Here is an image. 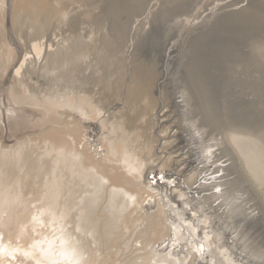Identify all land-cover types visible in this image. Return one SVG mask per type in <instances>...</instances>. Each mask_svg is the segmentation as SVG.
I'll return each mask as SVG.
<instances>
[{"label": "bare ground", "instance_id": "1", "mask_svg": "<svg viewBox=\"0 0 264 264\" xmlns=\"http://www.w3.org/2000/svg\"><path fill=\"white\" fill-rule=\"evenodd\" d=\"M89 1L0 0V264H154V261L159 263L163 260H165L164 263L159 264H169L166 251L154 249V246H160L170 239L180 241V243L186 240H189V243H194V240L197 243L202 241L200 244L203 246V242H206L204 238H210L207 234L208 231L205 230L206 218H203V222H201V232L197 233L198 222H195L196 219H194L196 213L192 212L191 217L184 216L183 209H178L179 207L177 208L175 204V206L170 204V207L167 205L168 203H164L166 200L163 199V191L168 196L176 194V197L183 199L181 203H185L188 201V192L194 186L183 184L184 182L177 184L174 181L175 183H173L169 178L171 175L166 176L167 171L163 173L162 168L167 165V160L173 159H170L171 153H174L173 157H178L174 166L172 164L174 171L178 167V162L183 160V158H179L180 151H178L183 139L174 127L169 126L171 123L168 126L162 124L166 121L165 117L160 120L163 127L160 132L153 133L151 130L152 126L146 116L148 110L145 108L155 103L152 93L156 92L154 81L158 68L149 62L150 69L153 68V72L150 73L148 62L146 63L143 60L144 57L141 58L134 51L136 46L141 44L143 36L141 37L140 34L138 40L133 42L134 44L129 42L128 47L134 45L128 63L130 72H128L129 66H127L128 69L125 68L124 58L118 56L113 60L118 52L122 55V41L127 34L126 26L119 16L135 10L139 0H127L124 4H122L123 0H107L110 3L107 8L109 9L111 6L115 18V21L112 22L106 13L109 18L106 17L108 19L106 22H112L110 29L113 39L103 37L102 48L106 50V54L98 59L101 61L110 60L109 67L113 65V69L109 68L110 72L108 73H110V77L112 75L115 77H106L105 81L100 79L108 89L110 107H107V110L102 113V105L98 103L101 105L99 107L93 102L94 98H91L95 96L91 93L92 91L90 92L91 96L84 90L86 87L82 88L90 81L91 84L98 81L96 76L101 71L98 73V68L95 69V65H92L94 57L90 59V54L97 48L96 41L99 40L95 36L96 30L90 31L92 36L86 41L82 39L81 32L79 33L76 29L79 22H87L90 19L95 24L99 22L100 25V19L101 24L104 23V12L96 16L93 11L94 4L90 5ZM185 1L180 0L179 7L183 8ZM226 1L229 3L228 5L224 4L227 9L237 5L236 2H245V0ZM253 1L254 3L258 1L257 4L261 7L260 12L256 13L255 11L260 9L253 10L255 4L250 6V3L248 4L251 8L248 7V9L253 10L254 13L247 11V6L245 9L236 8L237 10L233 7L235 10L230 8L224 12L225 16L223 15L224 19L221 18V25L214 30V34H210L213 37L210 40L212 42L210 48L206 49L204 46L206 50L200 49L202 52L197 53L200 56L196 55L197 57L195 56L190 63L189 77L185 78L187 91L181 92L179 97L183 105L178 103L179 99H175L172 101V106L184 109V107L189 108L193 102L202 113V115L198 114L201 119L193 120L197 114H192L190 118L192 120L183 123V120L189 119V116L186 119V113L189 112L191 115V111L185 109V118L182 117V122L179 120L181 129L186 128L185 126L190 123L197 124L196 121L199 120L201 122L198 124L204 128L208 125V128H212V126L215 129L222 128L220 136L216 135L217 133L208 136L213 142H216L211 144H217L219 154L221 153L228 162L229 170L233 174L237 173V177L247 180L255 190V194L264 202V188L260 187L261 183L256 179L254 174L256 169L250 168L249 162L246 160V155L251 150L254 141L251 134L254 132L259 134L263 124L260 125L257 121L259 119L255 120V117L251 120L248 110L244 107L242 110L241 106L237 105L239 102L235 103L228 97L231 82L226 75L220 72L219 68L224 66L227 55L229 56L233 52L229 53L228 48L221 44L220 33L223 25L233 23L236 25L237 34L247 27H250L248 31L253 34L262 28L264 0ZM214 2L216 1L214 0ZM75 3L78 4L74 8L67 9ZM80 7H84V9L80 11ZM211 10L213 9L211 8ZM168 12H171L170 7L161 11V15L168 14ZM90 14L92 17H89ZM51 24H55L54 27L58 28L66 25L73 35L71 38H57V35L54 34V37L51 38L47 36ZM151 24L150 26H152ZM145 31L144 29L142 32ZM199 38L201 39V37ZM10 41H13L12 45L14 44V46ZM203 42L205 41L203 40ZM208 43L210 44L209 41ZM258 43V41H253V44L251 43L253 46H250L264 49V43L262 45ZM244 46L246 47V44ZM262 49H260L261 53L258 59L256 53H253L254 51H251L249 55L250 60L260 63L257 71L263 75L264 65L261 64L263 61L261 58L264 54ZM94 52L96 51L94 50ZM96 57H98V53ZM82 58L86 61L84 67L81 65ZM164 58L162 59L164 63L170 61L169 58ZM96 65L100 64L96 63ZM162 66L167 70V64ZM240 66L244 67V64L242 63ZM235 67L234 69L238 71L239 68ZM86 70L87 74H85ZM71 71L80 72H76L80 74L79 83L78 79L72 81L73 83L77 82L78 86L70 85L72 83L67 85L69 80L62 83L59 81ZM95 71L97 72L96 76ZM127 73L129 74L127 75ZM39 77L43 79L40 81ZM230 78L232 79V77ZM177 81L181 80L177 79ZM174 82L176 81L174 80ZM261 83L254 82L253 88L251 87L252 92L261 93L263 89ZM180 88L175 92H179L184 87ZM96 94L99 97V94ZM123 97H126L129 104L127 109L124 107L126 111L129 110V113H124L125 109L123 111L118 109ZM126 101L123 103L125 106ZM244 104L246 105V103ZM241 105H243L242 102ZM196 107L193 109L196 110ZM255 108L259 114L260 110L258 109L261 108ZM183 109L180 111L183 112ZM195 110L194 113H199ZM262 110L264 111V109ZM131 112L133 114H130ZM183 114L180 115L183 116ZM256 114L254 112L253 115ZM144 124H146L145 128ZM242 124H246V127L242 128ZM173 126L178 128V125ZM248 126L252 130H248ZM138 127L142 129L139 130L143 132V135L137 130ZM167 128H169L168 131ZM209 132L212 133L210 130ZM163 151L169 156L160 155ZM261 160L258 159L257 163ZM180 168L182 169L179 166ZM195 176L196 181L194 182L196 183L205 179V177H199V173ZM188 177L186 176V179ZM237 177H233L231 182H239ZM190 178L192 177L190 176L188 181ZM232 193L230 192L229 195ZM233 196H236L235 193ZM213 198H217V196H213ZM231 198L233 199V197ZM150 199H154V203H148ZM261 200L260 202L263 203ZM164 204L166 205L164 206ZM239 208L235 210H239ZM242 209L244 208L242 207ZM242 209L240 208V210ZM166 210L169 213H176L179 220L169 218L170 214ZM232 213L234 212L232 211ZM234 217L238 218L239 216ZM193 232L196 233V238H194ZM236 232L234 233L236 234ZM180 246L184 245L180 244ZM248 246L251 248V245ZM195 254H199V252L194 251L193 257L196 256ZM252 254L251 256H253ZM228 259L230 258L221 259L218 264H237L234 261L230 263L227 261ZM191 260L193 261V259Z\"/></svg>", "mask_w": 264, "mask_h": 264}, {"label": "rangeland", "instance_id": "2", "mask_svg": "<svg viewBox=\"0 0 264 264\" xmlns=\"http://www.w3.org/2000/svg\"><path fill=\"white\" fill-rule=\"evenodd\" d=\"M215 1L216 2H214V0H186L184 3V7L181 8V7H179L181 5V3H178V2H180V0H139L138 7L135 10H133L132 12H130L128 14H121L119 16V19H121V21L126 26L127 34L125 36V39L122 41L123 42L122 47H121L122 55H120V53L118 52L117 56L113 57V60H115L118 56L124 58L125 68L127 66H129V69H128V67H127V69H128V72H130V64H128V63L130 61V54L132 53L134 45L133 46L130 45L128 47L129 42L133 43L136 40H138L140 34H141V37L143 36L144 39L140 41L141 44L136 46V49L134 51H136V53H138L141 56V58L144 57L143 60L146 63L148 62V65L151 63L156 68H158L157 69L158 73L156 74L155 81H154V84H155L154 87L156 88V92L152 93V96L155 98V103H153V104H151L145 108L148 110L146 116H147V119L152 126L151 130L153 131V133L160 132V130L163 129L162 124H164V126H168L171 123L169 126L174 127V129L181 135V138L183 139L182 143L180 144V149L178 150V151H180L179 158H183V160L181 159V162L180 161L178 162V167H177L178 171L176 172L177 168L175 171L173 170V166L175 164L174 162L178 157L177 158L173 157L174 153H171L172 157L170 159H172V158L173 159L170 161L167 160V163H166L167 165L164 168H162L163 173L167 171L169 173V175L167 172L165 173V175L166 176L171 175L169 178H170V180H172L173 183L176 182L177 184H179V183L182 184L184 182L183 184H188L190 186L191 185L194 186L193 188H191L190 192H188V196H187L188 201L185 202L186 204L181 203V202H183V199H181L180 197H176L177 196L176 194L169 195L171 197L170 198L168 196V194L162 190L163 192L162 191L161 192L163 194V199L166 200L164 203H166V204L168 203L167 205H169L170 207H171L170 204H172V206L176 205L177 208L179 207L178 209H183L184 213H185L184 216H190L191 217L192 212L196 213L197 215L195 214L196 216L194 219H196L195 222H198V224L196 223L197 224L196 225L197 226L196 227L197 233L201 232V224H202L201 222H203L202 221L203 218H206L205 230L208 231L207 234L209 235L210 238H204L206 240V242H203V246L200 244V243H202V241L197 243L194 240V243H189V240H186V241H183L180 243V241L177 242L174 239H170V240H166V243H163L160 246H154V249H157V250L160 249V250L166 251L165 254L169 257V258H167L169 264H218L219 260H221V259L225 260L226 258L231 259V260L230 259L227 260V261H230V263L232 261H234L237 264H264V202L261 199H259L257 194H255V190L253 189V187L251 186V184L247 180H245V179L243 180L240 177H237L238 176L237 173L233 174V172L231 170H229V168L227 166L228 162H227L225 157H222L223 155L221 153L219 154L217 144H214V145L211 144V143H216V142H213V140L210 139L211 137H208V136H210V134H211V136H213L212 135L213 133H215V134L217 133L216 135L220 136L222 133V130H221L222 128L217 127V129H215L213 126H212V128H208L209 125L207 127L205 126V128H204L200 124H198V122L199 123L201 122V120H199L198 122L196 121L197 124L190 123L187 126H185L186 128L181 129L179 126V120L181 121L182 117L183 118L186 117V119H188L187 117L189 116V119L187 121L183 120V123L184 122L188 123L192 120V119H190L192 114L193 115L197 114L196 115L197 117L195 116L194 118L193 117L192 118H193V120H198V119H201V116H199L200 117L199 118L198 114L202 115V113H201L199 108L197 109L198 106L196 104H194L192 101H191L192 107L189 106V108L182 106V107H184V109H183V108H180L179 106H172L173 105L172 101L175 99L176 100L179 99L178 101H180V102H178V103H180V105H183L181 103V98H179V97L181 95L180 94L181 92L187 91L185 78L187 79L189 77V75H188L189 71L188 70H190L189 69L190 63H191L192 59L194 60V57L197 55L198 52H202L201 50H206V49L210 48V46L212 44V42L210 40L213 39L212 35H210V34H214V32H215L214 30H216V28L219 25H221L222 19H224V16H225L224 12H227L228 10H230V8L233 9V7L235 9L236 8L237 9H239V8L245 9V7L247 6L246 8L248 9V7L253 6L254 4H255V6L252 8L253 10H256L257 8L258 9L261 8L257 4L258 1L257 2L255 1L256 3H254L253 0H248V1L245 0V2L244 1L236 2L235 4H237V5H234L232 7L229 6L230 7L229 9H227L224 6V4L225 5L229 4L228 1H226V0H223V1L222 0H215ZM220 1H222V2H220ZM126 2H127V0H123L122 4H124ZM217 2L219 3V5ZM89 3H90V5L94 4L95 9H93V11H94L96 16H99L104 12L103 13L104 14V16H103L104 17V19H103L104 23L101 24L102 21L100 19L99 20L100 25H99V22L95 24V22L92 19H90L87 22H83V23L79 22L78 27L76 29L79 33L81 32L80 34L82 35V39L86 40V41H88L89 38L92 36L90 31L96 30L95 36L97 38H99V40L96 41L97 48L94 49L96 52H94V50H93V53L90 54V59L92 57H94L93 61H92L93 62L92 65H95L94 66L95 69H96V67L98 68L97 72L100 70L101 71H100V73L98 72L99 75H97V72L95 71L96 72L95 76L97 75L96 77L99 79L98 81H96L99 83V84L97 83L98 85L96 84V82H93V84H91V81H90L89 83L84 84L82 88L86 87V88H84V90H86V93H90L92 91L91 93H93V96L95 95L96 97L95 96L91 97L92 96L91 93L88 95H91L90 97L94 98L93 102L95 104L99 103L102 105L101 106L98 104L99 107L100 106L103 107V110L100 108L102 110V113H103L107 110L106 109L107 107H110V105H109V99H108V97H109L108 96V89L105 88L106 84L102 83L101 80L105 81L106 77L107 78L110 77V73H108V72H110L109 68H111V70L113 69V65L111 67H109V61L110 60L109 61L108 60L101 61L98 58L103 56L104 54H106V50H103V48H102L103 37H106V38H112L113 37V33H112L110 28H112L111 23L113 21H115V18L113 16L112 11H111V6H109V9L107 8V5L110 4V3H108L107 0H90ZM248 3H250L251 5L249 6ZM77 4L78 3L70 5L67 9L71 10ZM166 5H169L168 7H170L171 12H168V14H165L162 16L161 11L165 10V8L166 9L168 8V7H166ZM221 5H223V6H221ZM240 5H241V7H239ZM214 6H216V7H214ZM80 8H81V9H79L80 11L84 9V7L83 8L80 7ZM211 8L213 10H211ZM263 8H264V6H263ZM235 9H233V10H235ZM253 10L251 11V9H248L247 11H251L254 13ZM260 11H261V9L259 11L258 10L255 11V12L257 13ZM22 13H24V12L22 11ZM106 13L109 15L108 17L110 19L106 16L107 15ZM78 14H77V16H78ZM91 15L92 14H90L89 17ZM111 15H112V17H110ZM158 16H159V19H158ZM160 16L163 18V20ZM106 17L109 20H112V22L110 23L108 21V23H107L106 21L108 19ZM156 18H157V20H156ZM150 23H152L151 24L152 26H150ZM55 24L54 25L51 24L50 28L47 31V36H50L51 38H53L54 34H56L57 38H62V37L71 38L73 33H71V31L67 29L66 25H62L60 28H58V27H54ZM80 26H82V27H80ZM193 26H195V27H193ZM95 28H97V29H95ZM144 29L146 31L143 33L142 31ZM249 29H250V27H247L245 30L240 31L237 34L236 25H234L233 23L232 24L230 23V25H227V24L223 25V29L221 30V33H220V36L222 37L221 44L228 48L229 53L232 51L233 52L230 54L228 53L229 56L227 55L226 62L224 64V66L226 65L225 68H224V66H222V68L221 67H219V68H220V72L222 74L226 75L228 77V79H230V82H231L230 83L231 87L228 89V95H229L228 97L230 99L234 100L235 103L239 102V104L237 103V105L241 106L240 108L242 110H244V109L248 110V115H249L251 120L255 117V120L259 119L257 121H259L258 123H260V125L263 124L261 129L259 130V134H257V132L255 134L254 131H253L254 135L251 134V137H253L254 141L252 143L253 145H252L251 150L246 155V160L249 162L250 168L256 169V173H254L256 175V179H257V181L259 180V182L261 183L260 187L264 188V168H263V164H264V123H263L264 122V120H263L264 119V111L262 110V109H264V98H263L264 97V83H263L264 82V77H263L264 74L262 75L261 73H259L257 71L258 67L260 66L259 65L260 63L254 62V60L252 61V59L250 60L251 57L249 55V54H251L250 53L251 51L252 52L254 51L253 53L254 54L256 53V58L258 59L260 57V53H261L260 49H262V48L258 49L257 47L254 48L251 46H253L252 45L253 41H258L259 45L260 44L262 45L264 43V37H263L264 22L262 24V28L255 31L257 33L253 34V32L248 31ZM202 30H204V31H202ZM205 30H207V31L211 30V31H208V32L206 31V34H205ZM198 31H199V33H198ZM201 32H203V33H201ZM58 35H60V36L58 37ZM198 37H201V39L199 38L200 39L199 40ZM130 39H131V41H130ZM203 40L205 42H203ZM262 40H263V42H262ZM198 41H199L200 45L198 44ZM208 41L210 42V44L208 43ZM10 42L12 45L13 41H10ZM248 42H250V43H248ZM206 43L209 44V47H207L208 45ZM244 43L246 44V47L244 46L245 45ZM201 44H202V48H201ZM228 44H229V46H228ZM241 45H242V47H241ZM12 46H14V44ZM204 46H206L205 47L206 49L204 48ZM263 46H264V44H263ZM248 47L250 49L251 48H253V49L250 50ZM196 48H198L199 50ZM243 49H245V50H243ZM238 50H239V52H237ZM262 50H263L262 52L264 54V49H262ZM123 52L125 53V55ZM171 52H172V54H171ZM97 53H98V57H96ZM127 55H129V56L127 57ZM164 55L170 59V61L168 63H164V60H162L165 57ZM197 56L199 57L200 54H198ZM166 57L164 59H166ZM263 57L261 58V59H263V61L261 60L262 61L261 64L264 65V58ZM95 61L97 64H100V65H96ZM85 63H86V61H84V58H82L81 59V65L83 67H84ZM242 63L244 64V67L240 66V64H242ZM163 64L164 65L167 64V70L163 69L164 68V66H162ZM187 64H189V65H187ZM235 65H236V67H235ZM161 67H162V69H161ZM234 67L235 68L238 67L239 68V69L237 68L238 71L236 69H234ZM150 68H151V66L149 65V67H148L149 72L152 73L153 68H152V70ZM108 69H109V71H108ZM225 69H227L228 71ZM235 70H236V72L234 75ZM76 72L80 73L79 71H75V73H74V71H71L70 72L71 75L70 74L64 75V77L62 79H59L60 83L66 82L69 80L67 85H69V83H72L70 85L75 84V86H78L79 85L78 83L80 81L79 80L80 74H78ZM237 72H238V74H236ZM87 73H88V71L85 74H87ZM128 74L129 73H127V75ZM179 74H180V76H179ZM102 75H105V76H102ZM98 76H100V77H98ZM112 77H113V75L110 78H112ZM230 77H232V79L233 78L234 79L232 80ZM238 77H239V79H238ZM42 79H43L42 77L41 78L39 77L40 81ZM77 79H78V81H77ZM173 79L176 82H174ZM177 79L181 80L180 82L182 84L179 81H177ZM246 79L250 80V81H247ZM258 79H259V81H257ZM236 80H239V81H236ZM254 80H256V81H254ZM72 81L73 82L77 81L78 83L77 82L73 83ZM244 81H246L245 84H244ZM100 82H101V84H100ZM232 82H234L235 84ZM254 82L255 83L257 82V84H259V83L262 84L263 89H262L261 93L258 94V93L252 92L251 87L253 88L252 84H254ZM176 83H177V86H175ZM247 83H249V84L247 85ZM88 85H91L95 89L93 90V88L91 86L87 87ZM94 85H95V87H94ZM172 85H173V87H172ZM182 85H184L183 86L184 88L182 87ZM97 86H98V88H96ZM174 86L176 87V89H174L175 88ZM180 87H182L183 89ZM172 88H173V90H172ZM179 88L182 90H180L179 92H175V91H178ZM234 88H235V91H234ZM103 89H104V91H103ZM105 90H106V92H105ZM236 91H237V93H235ZM94 92H95V94H94ZM100 92L102 94L104 93V95L102 96V94ZM96 93H98V94L100 93L99 97ZM177 93H179V94H177ZM176 94L178 96L177 98H176ZM101 96L103 97V99ZM248 97H249V99H248ZM95 99H96V102H95ZM98 100H99V102H98ZM102 100L104 102H105V100H107V102L101 103V102H103ZM253 100H254V102H253ZM125 101H126V97H123L122 100L120 101L122 103L120 104L121 106L119 105L118 109H120L121 111H123L125 109L124 107H126V109H127V106L129 105L126 101V106H125V104H123V103H125ZM257 101H259L258 104H256ZM241 102L243 103V105H241ZM244 103H246L247 106ZM249 103H251V104H249ZM193 105H195V107L197 106L196 110L193 109V108H195V107H193ZM248 105H249V107H248ZM122 106H123V108H122ZM243 107H244V109H243ZM246 107H248L249 109ZM255 107L261 108V109H258V110H260L259 114L256 111ZM136 108H138V107L136 106ZM179 108L183 109V112H181L182 110L180 111ZM126 109L123 112L129 113V110L126 111ZM185 109H187L186 111H191V115L188 112L189 115H188V113H186L187 116H185ZM188 109H190V110H188ZM194 110L196 112L199 111V113H194ZM123 112H121V113L124 114ZM133 112H131L130 114H133ZM254 112H256L257 114L253 115ZM181 113L182 114L184 113L183 116L180 115ZM163 117H165L166 121H164L161 124L160 120ZM257 117H259V118H257ZM167 120H171V121H167ZM172 124L178 125V128L176 129V126H173ZM145 125L146 124L143 125L144 128H145ZM245 125L246 124H242V128H245L246 127ZM139 129H140V127L137 128V130H139ZM140 130H142V129H140ZM140 130H139V132L141 133V135H143V132H141ZM168 130H169V128H167V131ZM209 130L212 131V133L209 132ZM215 130H216V132H215ZM248 130H252V128L250 129V127L248 126ZM182 132H183V135H182ZM250 133H252V131H250ZM219 136H216V137L218 138ZM205 137H206V140H205ZM141 140H142V138H141ZM207 140H209V141H207ZM210 144H211V146H210ZM201 145H203V146H201ZM177 153H179V152H177ZM183 153H184L185 158L183 157ZM164 154H166L164 151L162 153H160V155H164ZM187 154H188V157H187ZM181 155H182V157H181ZM166 156H169V155L166 154ZM189 157H191V158L189 159ZM258 159H262V160L257 163ZM220 160H221V162H220ZM170 162H171V164H170ZM172 164H173V166H172ZM220 164H224V165L219 166ZM179 166L182 167V169L181 168L179 169ZM168 168H169V170H168ZM220 168H222V169H220ZM187 171H188V173H187ZM178 172H180V173H178ZM177 173H178V175H177ZM186 173H187V175H186ZM198 173L200 175L199 177H205V179H201L200 182L196 183V182H194V181H196L195 175H197ZM182 174H183V177H181ZM176 175L178 176V178ZM186 176L192 177V178H190L191 181L189 180L190 182L188 181L189 177L186 179ZM233 177L234 178L237 177L236 179H238L239 182H235L236 184L234 182H231L233 180ZM239 179L242 180L243 182L240 181ZM186 181H188V182H186ZM191 183H193V184H191ZM155 185H156V183H155ZM227 191H228V193H227ZM230 192L231 193L234 192L237 197L233 196L234 193L229 195ZM212 193H213V196L214 197L217 196V198H213V196L211 197ZM168 197H169V199H168ZM231 197H233V199ZM170 199H171V202H170ZM260 200L263 203H261ZM174 201H176V202L174 203ZM235 201H236V203H235ZM237 202H239V203H237ZM148 203H154V199H150V201H148ZM166 204H164V206ZM233 204L235 205V207L237 209L239 208V206L241 209L243 207L244 208V209H242L243 211L240 210V208H239V210H235L236 208L234 207ZM231 207H233V208H231ZM197 208H198V210H197ZM190 209L191 210L193 209V210L191 211ZM166 211L168 214H170L169 218L174 219L176 221L179 220L176 213H169L168 210H166ZM232 211L234 213H232ZM237 215L239 216L238 218L234 217ZM233 218H235V219H233ZM230 219H232L233 222ZM171 222H172V220H171ZM234 232H236V234ZM234 234H235V236H234ZM238 234H239V236H238ZM193 235H194V238H196L195 232H193ZM202 236H203V234H202ZM234 241H236V243H234ZM239 243H240V245H239ZM180 244H183L184 246L181 247ZM248 245H251V248ZM236 246L239 248H237ZM194 251L199 252V254H195L196 255L195 257H193ZM250 251L256 255H253ZM258 251H260V252H258ZM249 253H250V255H249ZM251 254L254 257L251 256ZM191 259H193V261ZM163 261H165V260H163ZM163 261H161L159 263H164ZM159 263L154 261V264H159Z\"/></svg>", "mask_w": 264, "mask_h": 264}]
</instances>
